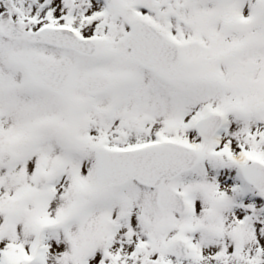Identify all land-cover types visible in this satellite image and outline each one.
Listing matches in <instances>:
<instances>
[{"label": "snow or ice", "instance_id": "snow-or-ice-1", "mask_svg": "<svg viewBox=\"0 0 264 264\" xmlns=\"http://www.w3.org/2000/svg\"><path fill=\"white\" fill-rule=\"evenodd\" d=\"M0 264H264V0H0Z\"/></svg>", "mask_w": 264, "mask_h": 264}]
</instances>
